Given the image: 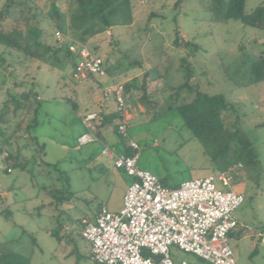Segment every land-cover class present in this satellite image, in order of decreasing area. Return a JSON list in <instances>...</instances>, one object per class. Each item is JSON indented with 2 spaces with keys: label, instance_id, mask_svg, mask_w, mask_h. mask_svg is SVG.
Segmentation results:
<instances>
[{
  "label": "rangeland",
  "instance_id": "374dc122",
  "mask_svg": "<svg viewBox=\"0 0 264 264\" xmlns=\"http://www.w3.org/2000/svg\"><path fill=\"white\" fill-rule=\"evenodd\" d=\"M177 1L134 0L135 23L115 27L110 33L115 40L107 33L97 39V44L102 46L106 61L118 63L114 76L117 82L140 79L145 71H150L153 78L154 67L165 74L167 59L171 58L172 84L182 79L179 59L186 55L173 44L176 30L181 39L199 45L192 60L197 81L210 94H223L228 102L237 104L234 114L241 116L243 129L260 161L259 167L249 169L242 180L233 184L234 188L246 185V201L235 216L248 231L242 235V228L236 229L230 245L237 264H264V243L258 236L264 233V81L256 83L249 73V60L264 46V29L212 20L210 0H183L176 9ZM4 2L0 0V8ZM46 2L39 0L37 4L43 7ZM262 2L247 0L246 10L250 12ZM58 3L66 11L65 1ZM153 13L159 16L151 17ZM241 46L244 53H240ZM3 57L0 106L7 91L18 94L34 83L42 104L39 126L34 131L45 150L41 152L35 145L23 147L25 139H13L6 149L15 152L19 144L21 154L19 161L12 160V171L8 172L5 148L0 144V254H20L32 264H98L89 255V242L80 235V221L94 218L104 205L116 210L130 179L102 154V143L80 146L77 138L83 132L79 113L95 108L110 78L96 77L100 85L86 77L74 80L72 71L63 78L59 70L25 61L15 51L8 50ZM164 85L165 80L159 79L149 88L164 99ZM66 97L76 101L78 112L64 101ZM108 99L116 107L113 98ZM139 105L133 101L128 105L134 112L128 135L140 147L138 167L156 175L170 188L211 173L202 143L192 137L176 112L154 119L143 105L144 111L140 112ZM116 140L114 137V143ZM55 231L59 236L53 234ZM171 250L174 259L211 264L176 247Z\"/></svg>",
  "mask_w": 264,
  "mask_h": 264
},
{
  "label": "trees",
  "instance_id": "16d2710c",
  "mask_svg": "<svg viewBox=\"0 0 264 264\" xmlns=\"http://www.w3.org/2000/svg\"><path fill=\"white\" fill-rule=\"evenodd\" d=\"M38 1L5 0L1 6V65L5 63L3 56L8 53V50L15 51L25 61L40 63L51 69L59 70L63 78L66 73L72 71L74 78L79 54L71 51V45H86L94 55L104 59L102 46L97 44V39L100 36H106L108 32L111 33L115 27H128L136 21L134 0H64L67 5L66 11L59 6V0H47L43 7H39ZM182 1H177L176 9L180 7ZM246 1L210 0L209 9L212 13V20L217 22L235 21L264 29V0L250 12L246 10ZM155 16L159 15L155 13L151 15V17ZM56 30L64 34L63 40L56 39ZM111 36L112 34H110ZM111 40L115 39L111 37ZM173 44L178 50L186 52V55L179 59L178 72L182 73L181 81L172 84L173 77L170 76L172 60L168 58L165 74L161 73L158 67H154L152 72L156 74L155 77L151 78L150 71H145L142 78H135L125 83L129 103L133 101L143 105L147 113L154 115V119L176 112L183 124L191 130L192 137L200 141L204 147L211 170L207 176L237 168L236 181H240L249 169L259 167L260 161L254 143L243 129L241 116L234 114L238 109L237 104L228 102L223 94H210L197 81L192 60L200 49L199 45L181 39L179 30L175 32ZM240 50V53H244L242 46ZM104 61L109 76L114 78L115 73L119 70L118 63L111 65L108 60L104 59ZM249 63L251 64L249 73L253 76L254 81L256 83L263 82L264 51L258 50ZM39 67L41 68V66ZM88 78L100 85L94 75H87L86 79ZM159 79L165 80L163 89L166 97L164 99L156 96L154 92L157 90L153 91L149 88L152 82ZM74 80L76 79L74 78ZM32 84V87L18 94H14L10 90L7 91V97L1 103L0 144L5 149L11 145L13 139L16 142L25 139L26 145L23 147L35 145L38 146L39 151L45 150V144L40 143L34 131L39 126L38 115L42 104L40 95L35 91L34 83ZM102 95L108 98L106 91H103ZM64 101L78 112V105L73 98L66 97ZM87 113L89 112L87 111ZM96 113L99 119L95 130L110 131L117 138L116 142L110 146L116 147L122 154L133 156L134 151L128 146L127 140L118 134L120 114L116 110L113 112L101 110ZM84 116H82V121ZM106 140L104 139V144H107ZM5 149L3 153L4 151L8 152V157L4 158L7 162V171L8 169L12 171V160L19 161L21 146L16 145L15 152ZM24 159L28 161L27 157ZM239 165H242L243 168L239 169ZM161 181L167 186L162 179ZM176 187L178 186L172 188ZM81 221L80 228L82 229ZM247 231L248 229H242L240 234H246ZM53 234L59 236L56 231ZM0 264L32 263L23 255L3 252L0 254Z\"/></svg>",
  "mask_w": 264,
  "mask_h": 264
},
{
  "label": "built area",
  "instance_id": "2783aa9c",
  "mask_svg": "<svg viewBox=\"0 0 264 264\" xmlns=\"http://www.w3.org/2000/svg\"><path fill=\"white\" fill-rule=\"evenodd\" d=\"M55 35L59 41L64 38L59 30ZM70 49L79 54L76 80L81 81L87 75L110 78L106 96L113 98L121 116L118 134L134 151L133 156H127L107 144L102 149L115 169L129 177L130 184L119 211L111 212L103 206L94 219H82L81 236L91 244L92 260L98 264H190L174 259L171 249L176 247L211 264H237L230 234L239 227L248 229L235 216L245 203V195L233 187L237 168L170 188L156 175L138 167L140 147L128 135L129 100L125 83L110 77L104 59L94 55L88 46L76 44ZM98 119L96 112L83 117L86 132L77 139L80 146L99 140L95 133ZM3 155L7 158L8 152ZM258 236L264 243V233Z\"/></svg>",
  "mask_w": 264,
  "mask_h": 264
},
{
  "label": "crops",
  "instance_id": "0c3cea01",
  "mask_svg": "<svg viewBox=\"0 0 264 264\" xmlns=\"http://www.w3.org/2000/svg\"><path fill=\"white\" fill-rule=\"evenodd\" d=\"M132 106V105H131ZM101 110H105L106 112H113V111H115L116 110V107H112L111 106V103H110V99H108V98H105V97H103L102 95H101V97L98 99V102H97V104L95 105V108L93 109H90V110H87L89 113L90 112H99V111H101ZM139 111L140 112H143L144 111V109L142 108V106H140L139 105ZM82 116H84V114H82V113H79V121H80V123H81V125H82V127H83V132L81 133V134H79L78 136H81L83 133H85L86 131V129H85V126H84V124H83V121H82ZM127 117H128V119L130 120V121H132V119H133V117H134V112H133V110H128V113H127ZM95 133L98 135V138H99V140L97 141V142H99V143H102L103 145H105L104 144V139H107L106 141H107V144L110 146V145H112L113 143H114V137L115 136H113V134L110 132V131H96L95 130ZM78 139V138H77ZM121 172V171H120ZM234 190L235 191H237V192H240V193H243L244 195H245V191H246V185H245V183H241L240 185H237L235 188H234ZM12 191V190H11ZM125 192H126V190H125ZM125 192H124V195H125ZM2 196H3V194H2ZM123 198H124V196H123ZM123 198H122V200H121V202H120V205L117 207V209L116 210H109L108 209V207L106 206V205H104V206H106L107 207V209L109 210V211H111V212H117V211H119L121 208H122V206H123ZM98 212H99V210H97V212H96V214H95V217H96V215L98 214ZM94 217V218H95ZM86 218V217H85ZM237 218V217H236ZM66 229H68V227L66 226L65 227ZM236 231H234L232 234H231V236L232 235H236ZM88 242V241H87ZM90 244V243H89ZM88 252H89V255H90V257H91V244L88 246ZM91 259H92V257H91Z\"/></svg>",
  "mask_w": 264,
  "mask_h": 264
},
{
  "label": "water",
  "instance_id": "95a60500",
  "mask_svg": "<svg viewBox=\"0 0 264 264\" xmlns=\"http://www.w3.org/2000/svg\"><path fill=\"white\" fill-rule=\"evenodd\" d=\"M261 51H264V46L261 47Z\"/></svg>",
  "mask_w": 264,
  "mask_h": 264
}]
</instances>
